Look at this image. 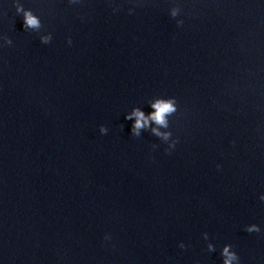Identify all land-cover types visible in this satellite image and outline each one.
Segmentation results:
<instances>
[{
  "label": "clouds",
  "instance_id": "1",
  "mask_svg": "<svg viewBox=\"0 0 264 264\" xmlns=\"http://www.w3.org/2000/svg\"><path fill=\"white\" fill-rule=\"evenodd\" d=\"M18 12H23L24 16V26L26 28H32V29H39L40 28V20L38 17L32 14L31 11H25L22 7H17ZM178 9H173L171 12V15L175 17L177 15ZM182 23V22H178ZM50 36L41 37V40L43 43H48L50 41ZM9 44H11V41H7ZM69 44H71V39H69ZM151 108L153 111L149 115H145L143 111H141L139 108H135L130 114L126 116V119L134 120V124L132 126V132L134 135L139 136L140 130L148 128L150 126V122L154 123L158 127L152 128L153 134L161 137L164 140H168L171 136V133H161L159 131V128H167L168 127V117L172 114H174L177 111L176 102L174 99H164V98H157L154 101L151 102ZM107 129L104 127H101V132H106ZM178 141L173 142V144L170 145V148H174L176 143ZM261 201H264V195L260 197ZM248 232H259L260 229L253 224L252 226L247 228ZM183 247V245H181ZM230 246H225L222 251V255L225 257L224 264H232L233 260L237 259V256L235 253L229 251ZM209 250H214L212 248V245L208 246Z\"/></svg>",
  "mask_w": 264,
  "mask_h": 264
}]
</instances>
